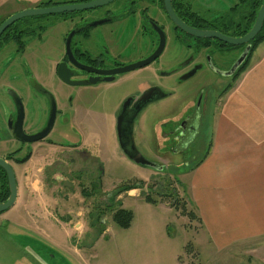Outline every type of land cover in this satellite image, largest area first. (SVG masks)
<instances>
[{
	"label": "flooded vegetation",
	"instance_id": "af4514ba",
	"mask_svg": "<svg viewBox=\"0 0 264 264\" xmlns=\"http://www.w3.org/2000/svg\"><path fill=\"white\" fill-rule=\"evenodd\" d=\"M92 1L96 0H0V25L11 16L27 9L79 5ZM241 1L237 0L232 7ZM252 2L253 0L250 4ZM214 3L215 0L210 1L209 5L206 1L171 0L175 15L191 29L217 30L229 36H241L245 25L242 19L234 21L227 18L225 21L223 16L212 17L205 13ZM199 8L204 9V12L199 11ZM50 15H58L56 20L60 22L57 24L64 27L61 32L60 52L50 44L57 35L55 32L48 33L51 27L57 25L46 24ZM234 47L244 48L245 45L232 46L213 38H201L182 31L169 17L164 0H111L88 9L21 17L0 33V79L2 76L5 78L4 74L10 71L22 73L29 83L24 91L25 97L45 98L48 109L43 120L37 118L25 123L23 98L17 91L8 88L9 107L6 112L0 111V127L2 126L3 133L0 144L12 147L15 143L16 147L3 152L0 158L11 163L27 154L30 157L37 153L32 145L44 141L47 144L46 150L50 145L59 144L65 146L66 150L63 151L71 150L87 160H98L97 154L82 145L86 135L82 126L75 121L77 116L72 122L74 130L82 134L79 142L61 144L49 138L57 114L61 112L56 107L53 94L37 80L36 69L44 63L51 75L54 74L67 88H71L72 94L68 95L70 102L73 95H81L84 91L94 97L103 85L129 84L131 80H140V90L126 94L118 104L115 129L123 109L124 125L129 119V110L148 101L136 116L135 124L141 112L148 106L166 99H176L178 95L182 98V104L177 105L173 113L163 121L164 124H169V128L162 132V142L149 145L147 152H139L155 162L167 159L180 161L181 164L187 158H194L204 145V128L207 126L212 105L227 90L230 79L236 78L243 66L242 63L231 75L227 74L241 53H236ZM157 50L159 54L147 65L119 72L131 64L147 59ZM59 66L65 81L59 76ZM163 77L167 79H162ZM74 88L80 89L76 91ZM13 95H17L21 101L23 109L19 125L25 136L43 131L50 118V101L54 102L52 126L42 138L25 142L11 135L16 127L20 131ZM156 97L159 98L152 99ZM24 149L26 152L20 157L19 154ZM63 151L60 153H64ZM120 152L126 157L121 148ZM175 164L171 165L176 167Z\"/></svg>",
	"mask_w": 264,
	"mask_h": 264
},
{
	"label": "rangeland",
	"instance_id": "374dc122",
	"mask_svg": "<svg viewBox=\"0 0 264 264\" xmlns=\"http://www.w3.org/2000/svg\"><path fill=\"white\" fill-rule=\"evenodd\" d=\"M198 1H206L209 5L210 1L214 0ZM236 1L215 0L213 7L205 13L212 17L223 16L225 21L227 18L240 21L246 14L251 0H242L238 2V7L235 10H229V7ZM199 11L204 12L203 9ZM57 16H48L46 24L52 26L54 23H59L60 21L56 20ZM63 28L62 24H57L48 30V33H57L50 44L54 45L59 52L61 51ZM234 48L236 53L242 52L244 49ZM46 66L47 64L44 63L36 69V77L38 82L46 86L53 94L56 107L61 112L57 114L49 138L61 144H68L70 141L79 142L82 134L74 130L72 122L73 118L75 119L77 116L78 119L75 121H78L77 123L82 126L85 135L92 138L99 150L96 153L98 160H87L84 156L73 153L71 150L64 151V153L51 149L48 151L46 150L47 144L42 141L32 145V148L37 152L35 159L39 163V165H32V169L35 173H39L37 168H43L41 182L47 184L45 193L48 194L45 195L49 200H62V194L68 191L67 182H71V187L75 184L76 187H72L68 192L69 198L64 199L66 202L63 203L64 210L54 207V213L59 210L60 214L70 208V219L83 221L84 227L80 231L73 230L82 233V237L78 238L83 239H77V243L81 247L88 243L93 244L96 233L107 231L106 237H102L95 247L96 254L95 258L91 259V264H175L177 258H173V255L179 252H183L180 257L183 262L188 264L198 262L200 258L196 256V249L190 239H192L199 223L196 220V213L188 205V197L185 195L188 192L189 180L185 174L206 152L207 139L210 135L208 131L210 117H208L207 126L204 128V145L194 158H187L181 164H179L180 161L167 159L154 161L162 166L161 170L141 166L121 154L115 129V113L118 104L126 94L136 93L140 90V80H131L129 84L103 85L94 97L84 91L81 95H73L70 102L68 95L72 94L71 88H67L54 74L51 75ZM4 75L5 78L2 76L0 79V111H7L8 104H10L7 90L12 88L23 98L25 123L37 118L43 120L48 109L46 99L41 96L37 99L25 97L24 91L29 83L22 73H11L10 71ZM32 75L29 77L33 78ZM162 79H167V77ZM229 82L231 83L232 79ZM79 89L74 88L73 90L78 91ZM176 97V99H166L160 103L151 104L141 112L133 129V139L138 150L147 152L150 149L149 145L162 142V132L169 128V124H164L163 121L173 113L177 105L182 104V98L178 95ZM1 127L0 136H3ZM15 145L13 143L11 147L8 144H0V155H3V152L11 151L14 149L13 147H16ZM25 152L24 149L19 156H23ZM57 157L62 160V163L54 161ZM174 163H176V167L171 165ZM55 171L67 179L62 182L49 183V177ZM98 179L100 188L97 190L92 184ZM139 180L143 181L141 188L121 192L113 200V205L110 206L109 197L117 186L137 183ZM160 183L163 184L162 190H159ZM83 189L91 194L85 196L81 192ZM147 194L156 201L155 204L147 203L144 200L143 197ZM118 207L131 210L133 213L131 225L127 229L118 227L112 220V213ZM76 212L79 213L76 214ZM7 214L8 211H5V215ZM51 250L45 241L29 232L17 229L13 225H0V264H74L72 261L68 260L67 262L65 258L62 260L56 255L51 258L53 254ZM209 264L252 263H248L245 258L241 257L214 256L212 263Z\"/></svg>",
	"mask_w": 264,
	"mask_h": 264
},
{
	"label": "crops",
	"instance_id": "0c3cea01",
	"mask_svg": "<svg viewBox=\"0 0 264 264\" xmlns=\"http://www.w3.org/2000/svg\"><path fill=\"white\" fill-rule=\"evenodd\" d=\"M232 6L229 10H234ZM229 85L211 107L206 152L185 174L189 177L185 195L199 223L190 240L201 260L190 264H209L214 256L264 264V41ZM82 145L92 153L99 151L89 135ZM50 149L62 152L65 146L54 144ZM55 159L62 163L59 157ZM9 164L14 170L17 196L8 214H0V225H13L45 241L52 249L51 258L56 255L74 264H91L95 247L107 231L96 233L93 244L81 247L77 239H83L78 238L82 233L73 230L80 231L83 221L70 219V208L54 213V207L64 210V199L75 184L71 187L67 182L68 191L62 200H49L47 184L41 182L43 168H37L39 173L32 169V165H39L35 155L24 163ZM66 179L55 171L49 183ZM182 253L173 255L175 264H188L180 259Z\"/></svg>",
	"mask_w": 264,
	"mask_h": 264
},
{
	"label": "water",
	"instance_id": "95a60500",
	"mask_svg": "<svg viewBox=\"0 0 264 264\" xmlns=\"http://www.w3.org/2000/svg\"><path fill=\"white\" fill-rule=\"evenodd\" d=\"M111 0H96V1H92V2H88V3H84V4H79V5H62V6H53V7H45V8H32V9H27L24 11H21L13 16H11L10 18H8L5 22H3L0 25V33L12 22H14L15 20L24 17V16H32V15H44V14H52V13H56V12H63V11H67V10H79V9H88V8H93V7H97V6H101L103 4L108 3ZM164 5H165V9L169 15V17L171 18V20L185 33L190 34V35H195L197 37H201V38H213L216 40H219L225 44H229L232 46H237V45H245L243 51L241 52V54L238 56V58L235 60V62L232 64L230 70L228 71V75H231L236 68L241 65L242 63H244L249 50H250V41L260 32L262 25H263V21H264V0L261 1V4L257 10L255 19L251 25V27L249 28V30L238 37H234V36H229L223 33H220L217 30H195V29H191L190 27L186 26V24H184L174 13L173 8H172V4H171V0H164ZM160 48V46H159ZM159 54L158 50L150 57H148L147 59L143 60V61H139L137 63L131 64L127 67H125L122 70H119V72L122 71H128V70H133L136 68H140L144 65H147L148 63H150L157 55ZM58 73L59 76L61 77V79H63L64 81L66 80V78L63 76L62 73V69L59 66L58 68ZM109 73V72H106ZM14 97V102L15 105L17 107V112H18V125L21 124V119H22V105H21V101L19 100V98L17 97V95H13ZM159 97L156 98H152L157 99ZM152 99L150 101H152ZM148 102V101H146ZM144 102L140 107H136L134 109L129 110V119L126 120L125 124H122V114L124 112V109L122 110V112L119 115V119L117 122V126H116V135H117V139H118V143L119 146L121 148V150L123 151V153L125 154V156L131 160L132 162L141 165V166H146L149 168H155V169H162V166H157V164L154 161L149 160L148 158H146L144 155H142L139 150L137 149L135 143H134V139H133V129H134V120L136 118V116L138 115V113L141 111L143 105L146 103ZM50 118L45 126V128L43 129L42 132L36 134V135H30V136H25L22 132V130L20 129V125H19V129L20 131H18V128L16 127V129L12 132L11 131V135L16 138L19 139L21 141H25V142H33L35 140H38L40 138H42L44 135H46V133L50 130L51 126H52V122L54 119V102L50 101ZM17 126V124H16ZM0 168H2L6 174V178H7V185H8V196L4 201L0 202V213H3L5 211H7L9 208H11L13 206V204L15 203L16 200V196H17V184H16V179H15V174H14V170L11 167V165L9 164V162H7L6 160L0 158Z\"/></svg>",
	"mask_w": 264,
	"mask_h": 264
},
{
	"label": "trees",
	"instance_id": "16d2710c",
	"mask_svg": "<svg viewBox=\"0 0 264 264\" xmlns=\"http://www.w3.org/2000/svg\"><path fill=\"white\" fill-rule=\"evenodd\" d=\"M261 1L262 0H253V2L250 4V6H248V10L242 18V22L245 25H244V30L241 31L240 35L245 34L249 30V28L251 27V25L255 19L257 10L261 4ZM236 7H237V5L234 6L233 9L235 10ZM262 41H264V21H263V25H262L260 32L249 42L251 47H250L249 53H248V55H247V57L243 63V66L239 70L240 71L239 74L248 65L252 52L257 47V45L259 43H261ZM239 74H237L236 77ZM230 86L231 85H229L228 88ZM28 157H29V154L23 156L22 158L15 159L14 161L17 163H24L27 161ZM0 181L2 183L1 184V190H0V202H1V201H4L8 196L7 178H6L5 172L2 168H0ZM98 182H99V179L97 182H93L92 186L94 187V189L98 190L100 188V185H99L100 183L98 184ZM142 186H143L142 180H139V181H137V183H133V184L129 183V184H121V185L117 186V188L115 189L113 194H111V196L109 197L110 206L113 205V202H114L113 200L121 192H127L131 189L141 188ZM158 186H159V190L163 189V184L160 183ZM148 187L151 188V186H148ZM81 192H83L85 196L91 194V193L86 192L84 189L81 190ZM142 193L144 194V191ZM158 193H160V192L158 191ZM143 198L147 203L155 204V202H156L149 194L144 195ZM117 202L120 203L119 201H117ZM132 218H133L132 211L125 209L123 207H118L112 213L113 222L116 223L118 225V227H120L122 229H127L130 227Z\"/></svg>",
	"mask_w": 264,
	"mask_h": 264
}]
</instances>
